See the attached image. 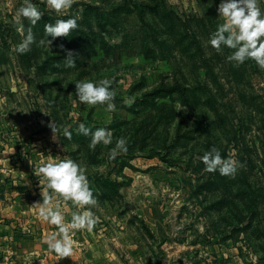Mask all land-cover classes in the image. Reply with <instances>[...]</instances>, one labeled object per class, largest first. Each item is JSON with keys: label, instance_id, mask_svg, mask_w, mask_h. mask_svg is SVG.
Segmentation results:
<instances>
[{"label": "rangeland", "instance_id": "1", "mask_svg": "<svg viewBox=\"0 0 264 264\" xmlns=\"http://www.w3.org/2000/svg\"><path fill=\"white\" fill-rule=\"evenodd\" d=\"M21 3L0 0V90H19L9 116L20 129L35 125L28 139L54 122L61 151L86 166L100 217L76 231L79 247L97 253L87 264H264V69L208 43L223 21L220 0H75L59 18L78 16L76 29L40 44L58 18L44 9L31 50L19 54ZM103 77L116 90L112 112L75 93L76 80ZM79 120L111 128L112 144L89 148ZM121 136L128 152L109 160ZM213 145L242 162L234 177L204 170L198 157Z\"/></svg>", "mask_w": 264, "mask_h": 264}, {"label": "clouds", "instance_id": "2", "mask_svg": "<svg viewBox=\"0 0 264 264\" xmlns=\"http://www.w3.org/2000/svg\"><path fill=\"white\" fill-rule=\"evenodd\" d=\"M75 0H22L17 8L14 21L15 30L22 39L12 47L16 53L23 54L31 50L36 37L33 26L43 15L44 9L54 10L58 18L55 22L44 25V37L39 41L49 46L58 36H68L72 29L78 27V16H68L67 19L59 18L71 8ZM262 0H220L217 6L219 16L223 21L210 33L208 43L217 52L225 46L232 51L225 57L227 61H234L237 65L246 60H254L264 69V9L260 7ZM43 4V9L39 6ZM23 18H27L29 26L25 28ZM51 37V39H49ZM64 48L63 44L59 45ZM65 67L74 68L76 57L73 50L66 49ZM113 79L103 77L98 80L80 79L75 81V93L80 102L85 105H104L106 110L112 112L116 109L114 98L116 90L111 87ZM15 91V89H12ZM128 105L134 102L133 97L126 100ZM54 134H59L61 129L54 122L50 123ZM71 125L64 126L63 136L71 139ZM75 131L85 136H90L89 148L95 149L98 144L105 146L113 142V130L109 127H89L84 121L77 122ZM128 152L127 138L121 136L116 139L114 147L109 150L108 159L115 160L119 155ZM204 163V170L218 171L221 175L234 177L238 168L242 167L241 161L235 159L230 151L228 156H222L215 145L198 157ZM35 172L39 177L42 202H36L38 217L47 221L56 228L44 235L48 249L59 257L71 256L76 241L74 236L77 230L91 231L98 223L100 217L93 211V206L98 202L94 189L90 187L86 166L71 158L48 156L42 158ZM43 182V186H41ZM71 201V209L67 202ZM70 213V219H66Z\"/></svg>", "mask_w": 264, "mask_h": 264}, {"label": "crops", "instance_id": "3", "mask_svg": "<svg viewBox=\"0 0 264 264\" xmlns=\"http://www.w3.org/2000/svg\"><path fill=\"white\" fill-rule=\"evenodd\" d=\"M11 82V80H10ZM11 87V86H10ZM12 88V87H11ZM0 90V261L1 264H87L96 252L79 247L80 235L71 256L59 257L48 249L43 237L56 226L38 217L36 202H42L39 177L35 172L42 158L59 156L61 133L47 130L45 137L28 139L37 130L31 123L22 129L11 118L12 98L19 90ZM22 115V113H21ZM22 117H24L22 115ZM29 125V127H28ZM24 127V128H23ZM43 186V182H41ZM71 209V201L67 202ZM70 219V213H66ZM88 252V253H87Z\"/></svg>", "mask_w": 264, "mask_h": 264}, {"label": "built area", "instance_id": "4", "mask_svg": "<svg viewBox=\"0 0 264 264\" xmlns=\"http://www.w3.org/2000/svg\"><path fill=\"white\" fill-rule=\"evenodd\" d=\"M0 264H1V261H0Z\"/></svg>", "mask_w": 264, "mask_h": 264}]
</instances>
